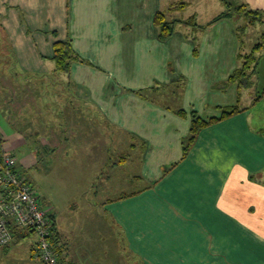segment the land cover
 <instances>
[{
    "label": "crops",
    "instance_id": "0c3cea01",
    "mask_svg": "<svg viewBox=\"0 0 264 264\" xmlns=\"http://www.w3.org/2000/svg\"><path fill=\"white\" fill-rule=\"evenodd\" d=\"M211 1L0 0V56L15 60L14 69L0 72V115L15 110V124L32 125L0 128L2 151L12 155L46 134V163L63 167L80 197L71 207L81 201L87 214L75 207L73 218L82 220L81 232L94 230V239H74L73 246L80 241L93 259L115 247L143 264H227L225 254L243 247L228 224L264 241V129L256 111L264 99L252 97L253 67L245 84L230 81L242 65L239 54L255 45L242 49L236 27L243 19L208 24L225 10L204 16ZM241 1L264 12V0ZM191 4L194 13L181 16ZM157 11L168 20L194 17L196 25L178 23L161 40ZM64 40L80 58L69 72L56 71L52 59L54 43ZM19 99L26 108L15 105ZM235 105L244 110L202 128L183 158L191 113L208 120ZM35 109L46 114L41 128ZM28 156L35 157L15 156L18 170L32 166ZM54 209L46 206L53 246L62 264H80L67 256L72 248ZM13 228L0 264H42L35 241L22 243L33 234Z\"/></svg>",
    "mask_w": 264,
    "mask_h": 264
},
{
    "label": "rangeland",
    "instance_id": "374dc122",
    "mask_svg": "<svg viewBox=\"0 0 264 264\" xmlns=\"http://www.w3.org/2000/svg\"><path fill=\"white\" fill-rule=\"evenodd\" d=\"M186 0H178V2H175V6L178 7V4H184ZM183 7V6H182ZM201 7V5H200ZM202 8V7H201ZM196 8H194V5L191 4L189 7L187 6L184 9L180 10V15L187 17L189 13H194ZM204 16L211 14L214 15L215 13H219L220 9H225L224 4L220 2L219 0H212L211 2H208L204 6ZM198 11V10H197ZM200 12V11H198ZM235 20V19H234ZM244 21V20H243ZM242 25V24H241ZM237 32V31H236ZM240 43H242V49L244 48L245 52H248L253 45L256 44H262V48L255 54L257 56V61L255 64V67L253 68L254 76L252 78L253 81V93L252 97L254 95H257L261 93L264 90V24L257 23L254 26H251L250 28H247L245 31L241 32L239 34ZM245 45V46H244ZM8 49V47L6 46ZM5 53V52H4ZM3 58V60H2ZM0 64L2 65V68L0 69V72H2V69L4 68L3 73L5 72V69L10 72L9 69L15 68V60L12 56H0ZM14 72V71H13ZM7 80L6 83L10 84L11 80ZM247 80V79H246ZM5 83V81L3 80ZM264 99V96L261 98ZM259 99V101L261 100ZM1 101V98H0ZM19 103L15 104L17 107L22 108L24 103L22 102L23 99L18 100ZM4 103V101H3ZM1 103V104H3ZM6 106V104L4 103ZM19 108H16L20 110ZM26 108V106H25ZM33 110V109H32ZM36 110V109H35ZM25 111L22 109V112ZM257 114L262 119V125H260L261 129H264V101L260 102L258 108H256ZM8 115L5 117V119H2L0 115V128H3L4 130H10L12 128L14 129H26L28 130L32 125H28L27 127H24L22 124H15L13 122V118L16 119V111L13 110L11 112L12 116L10 117V112L7 110ZM38 113V116L36 118L39 120V123L41 124L39 127L41 128L43 124L46 122V114L43 113L44 110H36ZM2 113V112H1ZM42 113V114H41ZM44 116V118H43ZM22 119H19L21 121ZM26 121V119H23ZM6 121V122H5ZM43 123V124H42ZM26 126V125H25ZM31 129V128H30ZM35 129V128H33ZM264 133V130H263ZM27 134H24V136ZM26 138V137H25ZM34 153L35 157L28 156V159L32 162V166L30 168L25 169L23 171L19 170L22 175H24L28 182L31 184L32 188L34 189L35 193L38 195V203L42 205L46 209V206L53 205L55 209L54 212H57L58 217L61 219L58 221L57 226L63 227L62 228V241L66 243L67 249L71 250L72 248V255H67L71 261H77L80 264H89L90 262L93 264L94 262H99L96 264H143L142 262L138 260L135 256L131 255L128 250L125 252L124 250L120 251L117 248H109V250L106 249L105 254H100L98 257L99 259H93V257L96 254L91 253H84L83 252V245L80 244L76 246H73L74 239H80V240H87L88 239V229L86 227L84 228L85 231L81 232L82 225L78 226V222H82V220L79 217V220L74 219L73 216L75 213V207H77L79 213L85 212L81 209L82 202L79 201L80 206L71 207L73 203L77 204V201L80 199L79 195H77V190L72 188V182L69 180L70 178H67V180L64 179L63 174L61 173L63 170V167H60V164L54 168L52 167V161H49L46 163V134H42L40 137H37L36 135H33L31 139H27L26 143L18 148L17 150H14L12 152V155L14 154L16 157H23L24 155L27 156L28 154ZM68 163V162H65ZM116 193L121 192V190H115ZM61 209V210H60ZM59 210V211H57ZM78 226V228H76ZM85 226H87V223H85ZM228 227L232 230V232L236 235V239H242L243 247L233 250L231 252H228L227 254V264H264V241L251 236L250 234H246L244 231L240 232V230L231 224H228ZM76 230L74 233L73 231ZM93 227H91V234L89 235L90 239H94L92 237ZM90 232V230H89ZM231 241H228V245L234 244V239L232 237ZM34 235H29L27 239H25L22 243L26 244L31 243L35 241ZM121 245L127 244L125 238H121ZM98 238H96V242H98ZM241 243H237V245H240ZM60 245V244H59ZM248 245V246H245ZM76 246V247H75ZM56 249V245H54ZM63 247V246H60ZM69 247V248H68ZM80 248V249H79ZM86 248V246H85ZM59 249V248H58ZM243 249V250H242ZM57 250V249H56ZM58 251V250H57ZM73 251H76V254H73ZM59 253V252H58ZM60 254L65 255V250L61 251ZM218 255V254H217ZM220 255V254H219ZM223 256V254H221ZM66 256V255H65ZM66 256V257H67ZM217 257V256H216ZM22 259L21 256H17L16 260ZM61 259V256H60ZM93 259V260H91ZM63 260V259H62ZM218 261V257L213 259V262ZM63 264H71L70 262H64Z\"/></svg>",
    "mask_w": 264,
    "mask_h": 264
},
{
    "label": "built area",
    "instance_id": "2783aa9c",
    "mask_svg": "<svg viewBox=\"0 0 264 264\" xmlns=\"http://www.w3.org/2000/svg\"><path fill=\"white\" fill-rule=\"evenodd\" d=\"M18 159L9 152L0 153V248L13 239L12 226L35 236L34 255L42 264H62L52 243L51 220L38 203L27 178L17 169Z\"/></svg>",
    "mask_w": 264,
    "mask_h": 264
},
{
    "label": "trees",
    "instance_id": "16d2710c",
    "mask_svg": "<svg viewBox=\"0 0 264 264\" xmlns=\"http://www.w3.org/2000/svg\"><path fill=\"white\" fill-rule=\"evenodd\" d=\"M225 4V10L215 16L208 24L214 23L221 18L229 17L232 19H243L244 22L241 25H237L236 31L239 35L241 32L245 31L248 26H252L258 22L262 23L264 20V12L259 10L248 9L246 5L241 0H222ZM184 4H178V7L184 6ZM154 24L158 29V37L161 40L168 39L175 31V26L178 23L191 24L195 26L194 17H190L187 20H168L165 16V13L162 11H157L154 14L153 18ZM262 48V44H256L249 54H239V57L243 59L242 65L237 68L232 74L230 81H238L241 84H245L246 71L255 67L257 57L256 53ZM52 59L55 62V70L59 72H69L70 66L74 61L80 60L79 56L75 53L71 41H56L53 45V56ZM264 96V90L259 93V96L255 100H259ZM244 109H241L239 106H227L225 107L219 117H212L208 120L202 119L196 113H191V126L188 136L183 141V158H185L193 144L196 141L198 133L200 130L214 122L221 121L223 119L229 118L237 113H240ZM183 114L182 111H180ZM2 151V141L0 138V153ZM124 195L119 196L122 198ZM127 196V195H126ZM16 228V227H15ZM12 226V231H13ZM59 255V253H58ZM60 258V255H59Z\"/></svg>",
    "mask_w": 264,
    "mask_h": 264
}]
</instances>
